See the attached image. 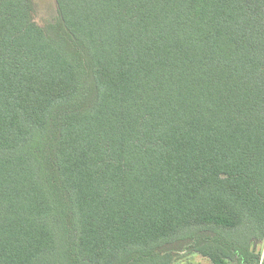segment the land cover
Instances as JSON below:
<instances>
[{
  "label": "trees",
  "instance_id": "1",
  "mask_svg": "<svg viewBox=\"0 0 264 264\" xmlns=\"http://www.w3.org/2000/svg\"><path fill=\"white\" fill-rule=\"evenodd\" d=\"M54 3L0 0V264H264V0Z\"/></svg>",
  "mask_w": 264,
  "mask_h": 264
},
{
  "label": "rangeland",
  "instance_id": "2",
  "mask_svg": "<svg viewBox=\"0 0 264 264\" xmlns=\"http://www.w3.org/2000/svg\"><path fill=\"white\" fill-rule=\"evenodd\" d=\"M35 3V21L44 25L47 21L51 20L55 14V3L54 0H34ZM261 247V256L263 254L264 245H257L254 250H257ZM261 258V257H260ZM173 264H212L210 260L199 254L193 255H180ZM229 264H238L237 261L230 262Z\"/></svg>",
  "mask_w": 264,
  "mask_h": 264
}]
</instances>
